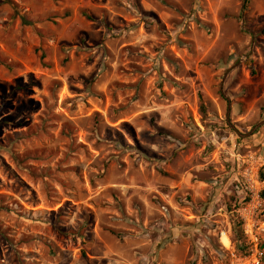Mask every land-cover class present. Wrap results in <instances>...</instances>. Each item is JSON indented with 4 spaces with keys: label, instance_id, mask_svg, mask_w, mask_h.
Wrapping results in <instances>:
<instances>
[{
    "label": "rangeland",
    "instance_id": "rangeland-1",
    "mask_svg": "<svg viewBox=\"0 0 264 264\" xmlns=\"http://www.w3.org/2000/svg\"><path fill=\"white\" fill-rule=\"evenodd\" d=\"M262 121L264 0H0V264H230Z\"/></svg>",
    "mask_w": 264,
    "mask_h": 264
},
{
    "label": "built area",
    "instance_id": "built-area-1",
    "mask_svg": "<svg viewBox=\"0 0 264 264\" xmlns=\"http://www.w3.org/2000/svg\"><path fill=\"white\" fill-rule=\"evenodd\" d=\"M242 190L245 192V197L243 198L244 203L239 209V217L242 221L243 233L247 239L248 252L242 256H238L236 252H232L233 259L230 264H262L264 249L261 246L260 234L258 232V215L264 206L262 195L264 180L258 174V167L253 157L248 159V166L244 171Z\"/></svg>",
    "mask_w": 264,
    "mask_h": 264
},
{
    "label": "bare ground",
    "instance_id": "bare-ground-1",
    "mask_svg": "<svg viewBox=\"0 0 264 264\" xmlns=\"http://www.w3.org/2000/svg\"><path fill=\"white\" fill-rule=\"evenodd\" d=\"M220 241L224 245V247L226 248L231 247V243H232L231 239L226 233L222 234Z\"/></svg>",
    "mask_w": 264,
    "mask_h": 264
},
{
    "label": "water",
    "instance_id": "water-1",
    "mask_svg": "<svg viewBox=\"0 0 264 264\" xmlns=\"http://www.w3.org/2000/svg\"><path fill=\"white\" fill-rule=\"evenodd\" d=\"M229 113H230V108H229V110H228V116H229ZM262 124H264V121H262V122H260V123H258L257 125H255V127L250 131V133L249 134H251V133H254V131L260 126V125H262ZM233 126V125H232ZM234 127V126H233ZM241 136H247L248 134H240Z\"/></svg>",
    "mask_w": 264,
    "mask_h": 264
},
{
    "label": "trees",
    "instance_id": "trees-1",
    "mask_svg": "<svg viewBox=\"0 0 264 264\" xmlns=\"http://www.w3.org/2000/svg\"><path fill=\"white\" fill-rule=\"evenodd\" d=\"M87 16H89V15H87ZM261 176H262V178H264V174H262ZM262 195H263V198H264V191H263ZM240 224H241V223H240ZM240 224L238 223L239 226H240ZM241 231H242V229H241ZM242 236L244 237L243 231H242L241 237H242ZM244 242H245V237H244ZM242 245H243L244 248L242 247ZM239 246H240V247H239L240 250L245 249V246H244V243H243V242H241V244H240ZM263 246H264V244H263Z\"/></svg>",
    "mask_w": 264,
    "mask_h": 264
}]
</instances>
